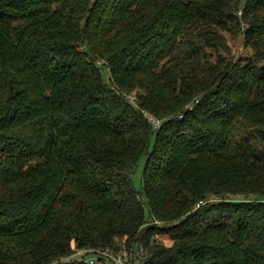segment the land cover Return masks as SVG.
<instances>
[{
    "label": "trees",
    "instance_id": "obj_1",
    "mask_svg": "<svg viewBox=\"0 0 264 264\" xmlns=\"http://www.w3.org/2000/svg\"><path fill=\"white\" fill-rule=\"evenodd\" d=\"M123 239L264 264V0H0V264Z\"/></svg>",
    "mask_w": 264,
    "mask_h": 264
},
{
    "label": "built area",
    "instance_id": "obj_2",
    "mask_svg": "<svg viewBox=\"0 0 264 264\" xmlns=\"http://www.w3.org/2000/svg\"><path fill=\"white\" fill-rule=\"evenodd\" d=\"M241 15V13H240ZM127 98L132 104H135V97L132 95H127ZM156 127L160 126L159 121H153ZM203 204V203H201ZM155 224H159V222H155ZM120 243V251L118 253H114L113 251L106 250H83V249H75V252L71 259H84L88 264H142V257H144V249L143 247L139 248L137 252L134 250H129L126 247L127 240H116ZM91 256V258L87 261L86 257Z\"/></svg>",
    "mask_w": 264,
    "mask_h": 264
},
{
    "label": "rangeland",
    "instance_id": "obj_3",
    "mask_svg": "<svg viewBox=\"0 0 264 264\" xmlns=\"http://www.w3.org/2000/svg\"><path fill=\"white\" fill-rule=\"evenodd\" d=\"M244 51L243 48V39L239 38L236 42V44H233V53L238 56ZM143 163L140 164L138 169L136 170L134 176H133V182L135 185V188L137 190H141V181H142V173H143ZM159 240L164 241L166 244H169L171 242L170 238L165 236V237H159ZM91 258V256H87L86 260L88 261Z\"/></svg>",
    "mask_w": 264,
    "mask_h": 264
}]
</instances>
